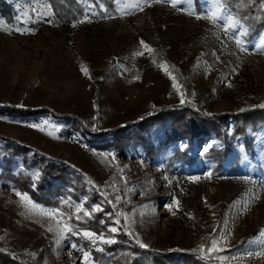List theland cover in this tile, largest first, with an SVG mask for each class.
I'll use <instances>...</instances> for the list:
<instances>
[{"label":"rangeland","instance_id":"374dc122","mask_svg":"<svg viewBox=\"0 0 264 264\" xmlns=\"http://www.w3.org/2000/svg\"><path fill=\"white\" fill-rule=\"evenodd\" d=\"M76 2L85 16L63 26L55 23L47 0H0L9 9L0 10V104L48 107L94 131L185 103L208 115L264 105V30L245 43L244 26L220 0V14L230 15L232 25L208 19L207 0L177 8L155 0H112L107 13L92 0ZM171 77L181 86L183 104ZM226 129L231 135L233 123ZM248 135L251 148L237 139L216 168L204 157L222 148L213 135L167 141L157 127L145 137L149 145L136 151L130 146L122 157L88 146L63 119L0 116V137L82 173L101 210L109 206L120 229L145 249L173 257L196 252L217 264H264V125ZM149 150H155L151 156ZM16 193L0 182V250L26 256L29 264H85L86 251L70 238L83 231H64L59 238L55 229L67 228L60 212L50 218L28 211ZM87 264H94L90 256Z\"/></svg>","mask_w":264,"mask_h":264},{"label":"trees","instance_id":"16d2710c","mask_svg":"<svg viewBox=\"0 0 264 264\" xmlns=\"http://www.w3.org/2000/svg\"><path fill=\"white\" fill-rule=\"evenodd\" d=\"M54 14L56 24L71 26L77 24L85 13L76 0H47ZM100 10L101 5L112 12V0H92ZM221 8L230 13L237 23L244 26L241 39L252 42L264 30V0H220ZM0 10L8 12L6 4ZM99 82V78H94ZM243 109V111H242ZM0 116L5 117H50L63 119L70 130L86 139L88 146L128 157L147 143L145 138L159 128L167 141L186 140L189 143L199 136L213 135L222 145L220 151L212 149L204 157L220 168L237 139L251 148L249 131L264 125V107L244 106L234 114H205L196 104L157 109L139 120L112 129L90 130L75 116L59 115L48 107L25 108L12 104H0ZM233 123L231 135L228 123ZM71 135V134H70ZM155 151V150H154ZM154 151L149 150V156ZM152 152V153H151ZM38 173V175H37ZM0 182L21 194H27L43 208L58 210L62 223L70 232L91 231L97 236L114 235L115 243H93L84 236H70L73 244L88 252L94 264H217L201 257L199 253L185 251L177 257L167 252L141 248L133 235L121 230L112 234L108 227L115 226L114 215L109 206L93 211L98 205L95 191L88 188L85 177L65 162L46 156L18 143L13 139L0 137ZM77 205L81 206L77 212ZM91 213L88 216L84 212ZM103 249L102 251L100 249ZM40 260L41 257H40ZM26 256L11 255L0 250V264H29ZM33 264V263H32Z\"/></svg>","mask_w":264,"mask_h":264},{"label":"snow or ice","instance_id":"6c2138e0","mask_svg":"<svg viewBox=\"0 0 264 264\" xmlns=\"http://www.w3.org/2000/svg\"><path fill=\"white\" fill-rule=\"evenodd\" d=\"M145 3H148L149 0H144ZM156 3H165V4H170L171 7L173 8H177V5L181 4L182 2L183 3H186V4H189V5H192V4H198L200 3V0H155ZM207 2L209 3L210 7L207 9L206 11V17L208 19H211L213 20L214 22L215 21H219V20H223L225 22L226 25H232L234 22L233 20L231 19V16L230 15H221V10H220V7H219V0H207ZM180 11H185L186 9L184 8H181L179 9ZM193 15H195V17L197 19H201V18H205L204 16H201V15H198L196 13H193ZM87 18V16H86ZM107 18V17H105ZM262 43V51H264V41L261 42ZM140 44L143 46L144 49H147L149 53H151L153 50L151 49V47L146 44L143 40L140 41ZM236 44L240 47V49L242 51H245L247 50L245 48V45L241 42V40L239 39H236ZM136 55H141L142 53L140 52H137L135 53ZM82 72L84 75H88V70L86 68H84L82 66ZM170 75V73H169ZM172 80H173V88L178 92L180 93L181 95V103L183 104L185 102L184 100V94L182 93L181 91V86L176 82V78L175 77H171ZM261 107H264V105H261ZM243 111V109H242ZM44 125H48V121H44L43 122ZM30 127H40L39 124H36V125H29ZM57 131L59 130L58 128L56 129ZM205 151H207V148L204 149ZM38 175V173H37ZM209 176H211V173L208 174ZM198 179V178H197ZM18 196H20V200L22 202H26L25 203V208L26 210L28 211H32V212H36L38 211L40 215H45V216H48L50 218H54L56 216V212L53 210V211H44L43 208H38L37 205L35 203H33L30 199V197L27 195V194H21V193H16ZM121 199L120 196H117L116 197V200L119 201ZM110 202V201H109ZM179 202L177 201V204ZM30 206V208H29ZM171 207V205L169 206ZM77 212L80 211V206L77 205V208H76ZM101 210V206L100 205H97L95 206V208L93 209V211H99ZM91 213H89L88 211H85L84 212V215L85 216H88L90 215ZM113 224L116 225V226H109L108 227V231L112 234H118L119 231H120V221L119 219H114L113 220ZM49 231H54L53 228L49 227L48 229ZM71 229L70 228H65L63 230L57 228L55 229L56 231V234L59 238H63V235H64V231H70ZM74 234H79V233H74ZM129 235H132V233H128ZM264 234V233H262ZM82 235L88 239H90L94 244L96 243V241L98 240L101 244L103 243H107V244H111V243H115V238H114V235L112 237H105L103 234L97 236V234L91 232V231H83ZM136 239V242L139 244V246L141 248H146L147 245L144 244V243H141L139 241L138 238H135ZM217 243V240L214 238L212 240V246L215 247ZM261 243H264V242H261ZM73 247H75V245H73ZM101 251L103 250L102 248L100 249ZM88 257H89V253L88 252H84L83 254V260L85 262V264H87L88 262ZM220 259H224V260H227L229 259V257H218Z\"/></svg>","mask_w":264,"mask_h":264}]
</instances>
